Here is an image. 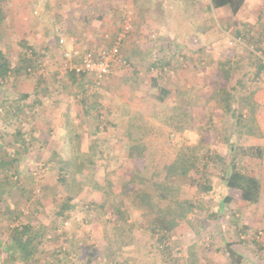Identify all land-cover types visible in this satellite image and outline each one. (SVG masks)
I'll return each instance as SVG.
<instances>
[{
  "label": "rangeland",
  "instance_id": "rangeland-1",
  "mask_svg": "<svg viewBox=\"0 0 264 264\" xmlns=\"http://www.w3.org/2000/svg\"><path fill=\"white\" fill-rule=\"evenodd\" d=\"M115 2L120 10L105 13L94 0H39L17 10L0 3V41L17 50L0 49L9 65L0 74V157L8 162L0 191L10 189L0 192V264H264V67L255 74L264 65V0H246L236 13L211 0ZM124 10L126 63L93 89L72 68L83 53L112 44ZM226 60L228 78L220 74ZM154 78L169 90L163 100ZM19 80L31 88L24 97ZM241 146L263 148L260 158L238 157L263 184L246 212L218 205L231 192L223 166ZM72 176L76 195L66 190ZM159 215L177 221L164 235ZM22 222L40 231L30 260L6 249ZM229 246L239 249L235 257Z\"/></svg>",
  "mask_w": 264,
  "mask_h": 264
},
{
  "label": "trees",
  "instance_id": "trees-1",
  "mask_svg": "<svg viewBox=\"0 0 264 264\" xmlns=\"http://www.w3.org/2000/svg\"><path fill=\"white\" fill-rule=\"evenodd\" d=\"M244 0H211V4L213 7H223V6H229L232 13H236L241 5L243 4ZM0 21H1V11H0ZM28 52V50H27ZM30 54L32 55V51ZM160 64H162V60H158L155 63V67H158ZM226 64L228 65V68L223 67L220 71V74L228 78L229 77V71L231 68H229L230 60H226ZM161 66V65H160ZM264 67V65L261 62L257 63V71L256 75L260 70ZM9 72V65L8 61L2 58V55L0 54V74L5 76ZM222 72V73H221ZM75 73L72 72V75ZM81 77V76H80ZM155 80V78H154ZM152 85L156 86L157 90L159 91V99L163 100L164 96L167 94V90L163 87L157 86L155 81H152ZM24 97V95L22 96ZM249 109V108H248ZM237 125L241 127V131H238V134L243 133L245 131L244 128H246L245 120L239 119L237 120ZM230 150V149H229ZM231 152V160L229 161V164H226L223 166V176L221 177V182L223 183L224 187L236 189L240 191V197L242 200L248 202V203H257L261 194V182L259 178L256 176L246 174L241 168L238 157L240 154L243 155H250L253 157H261L262 156V150L258 148V146H247V147H239L238 149L234 148ZM61 165L66 166L69 164L68 161H61ZM8 162H6L2 157H0V168H4ZM60 170H62L60 168ZM187 169L181 170L180 173L183 175L186 174ZM62 178L60 179V182L66 184L65 178L63 176L65 175L64 171L62 174H60ZM3 178L4 184L7 183L8 178H6V174L4 173ZM71 181L73 183V188L69 189L67 186L66 190H71L72 195L78 194V188L75 187L77 185V182L75 181L74 176L71 177ZM1 184V183H0ZM2 185V184H1ZM3 186V185H2ZM71 186V187H72ZM207 188V186H206ZM209 189V188H208ZM10 190L9 188L5 187L0 191L1 193L3 191ZM65 200H72L71 196L66 197ZM227 201H230V197H226ZM70 205L66 204V207ZM65 207V208H66ZM179 217H184L185 214L180 213ZM156 225L158 227V230L161 231L162 235H164L165 232H169L172 230V228L177 224V221H175V218L170 217L169 219H165L162 216L159 215V217L156 218ZM40 231L35 226H32L29 222H22L18 223L16 226H13L11 229L10 234V241L11 244L7 245L6 249H11L14 252H17L23 259L30 260L33 257V254L35 252V240L38 238ZM230 247V246H229ZM228 255L229 257H235L236 252L233 251V249L230 247L228 248Z\"/></svg>",
  "mask_w": 264,
  "mask_h": 264
},
{
  "label": "built area",
  "instance_id": "built-area-1",
  "mask_svg": "<svg viewBox=\"0 0 264 264\" xmlns=\"http://www.w3.org/2000/svg\"><path fill=\"white\" fill-rule=\"evenodd\" d=\"M122 18V23L114 36L112 44L109 47L83 53L78 64H74L72 68L76 74L89 76L93 89L103 85L110 77L115 65H124L126 63L125 58L121 55V45L131 30L130 10H124ZM58 42L60 46H63L65 43L64 37H60ZM253 52L256 53L254 50ZM30 53L31 52L28 54L30 55ZM63 55L70 59L72 53L70 50H64ZM256 55L260 57L259 53H256ZM30 69L29 67L28 71H30Z\"/></svg>",
  "mask_w": 264,
  "mask_h": 264
},
{
  "label": "crops",
  "instance_id": "crops-1",
  "mask_svg": "<svg viewBox=\"0 0 264 264\" xmlns=\"http://www.w3.org/2000/svg\"><path fill=\"white\" fill-rule=\"evenodd\" d=\"M10 1V3H11V10H13V9H15L16 8V10L17 9H22V7H24V6H26V5H28V4H33V3H36V2H38L39 0H9ZM115 1H118V0H94V7H93V9L95 10V11H99V13H105V12H116V8H118L117 6V2H115ZM245 1L246 0H244V2H243V4L245 3ZM3 2H4V0H3ZM3 2H0L1 4L3 3ZM159 2H161V0H159ZM242 4V5H243ZM242 5H241V7L240 8H242ZM113 7H115V10L113 9ZM224 7H227V6H223V7H221V8H224ZM91 8V7H90ZM220 8V7H219ZM240 8H239V10H240ZM92 9V8H91ZM119 10H120V8H118ZM103 10V11H102ZM1 11V10H0ZM106 17V16H105ZM100 20H101V18H100ZM103 20H104V18L101 20V21H99V26H101L102 24L104 25V27L102 28V30L104 31V30H106V28L107 27H105L106 26V24H105V22L103 23ZM108 26H110L109 24H108ZM27 28L29 29V31H31L30 30V27L29 26H27ZM26 31H27V29H26ZM19 35V37H22V35H23V32L20 34H18ZM25 39H29L28 41H27V43H26V41L24 40V42L27 44V45H31V47L33 48V47H35L36 45H38V41L35 39V38H33V37H27V36H25L24 37ZM0 49H1V51L3 52V53H5L6 52V49H7V51H13V52H16L17 50H16V47H14L13 49H11V50H9V48H8V43H10L9 41H5V40H1L0 41ZM17 44V43H16ZM19 44V43H18ZM17 44V45H18ZM20 46H21V43H20ZM77 47H78V45H77ZM76 50L78 49V48H75ZM1 53V52H0ZM10 53H12V52H10ZM5 55H3V57H4ZM7 56V55H6ZM116 69V68H115ZM114 69V70H115ZM113 70V71H114ZM139 74H141V72H139ZM156 80H157V78H156ZM155 81V80H154ZM158 81V80H157ZM152 84V83H151ZM178 84V83H177ZM29 86V84L26 82V81H17V83H16V87H17V90L20 92V93H22V95H28V93H30V91H31V88H28L27 86ZM150 86V85H149ZM152 86V85H151ZM150 86V87H151ZM147 87V86H146ZM176 87V86H175ZM108 88V90H111L110 89V87H107ZM152 88V87H151ZM165 88V87H164ZM166 90H167V88H165ZM177 88H175V91H178V90H176ZM169 91V90H168ZM168 91H167V93H168ZM174 91V92H175ZM112 94H113V92H112ZM118 95V94H117ZM114 103H120V101L119 102H114ZM126 105V104H125ZM137 109H139V111H143L144 110V105H143V103L141 104V106L139 107V108H137ZM120 110V109H119ZM118 110V113H122V115L124 114L123 112H121V110L119 111ZM132 113V115L134 114L133 112H131ZM129 113L127 112L126 114H125V116H127V117H125V118H127V121H125V123L126 124H130V122H129V120L128 119H133V117H131V116H129L128 115ZM123 117H121L120 119H122ZM67 139H69V140H67V141H70L71 139H70V137L68 136V138ZM119 140H121L120 138H119ZM129 140L131 141L132 139L131 138H129ZM128 140V141H129ZM258 148H260V150H262V156H263V148L261 147V146H258ZM113 150V149H112ZM122 150V148L120 149V147H118V149H115V152H117L118 154H120L118 151H121ZM121 153H122V155H123V153H125V152H123V151H121ZM127 154H125V156H126ZM261 156V157H262ZM247 159H250V157H245V160H247ZM246 174H250V175H253V176H256L257 178H259L257 175H255L254 173H249L250 171H245L244 169H242ZM259 180H260V178H259ZM260 182H261V180H260ZM224 186V185H223ZM226 188V187H225ZM262 188H263V184H262V182H261V191H262ZM227 189H231V192L229 193V192H224V194H225V196L223 197V199L222 200H220L219 202H218V205H222V204H226V203H229V205L231 206V204H232V206L231 207H233V204L235 205V210L234 211H236L237 209L239 210V211H244V212H246L245 211V208H249V204H256V203H248V202H246V201H244V200H242L241 199V197H240V191H238V190H236V189H232V188H226V190ZM226 197L228 198V197H230L231 198V200L230 201H227L226 200ZM259 200H260V197H259ZM237 210V211H238ZM232 249H233V251L234 252H236L237 254L239 253V249H237V248H235V246H232L231 247Z\"/></svg>",
  "mask_w": 264,
  "mask_h": 264
}]
</instances>
